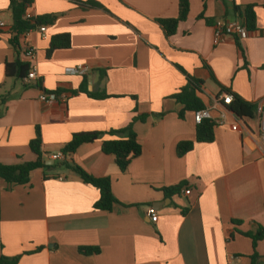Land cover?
<instances>
[{
	"label": "crops",
	"instance_id": "0c3cea01",
	"mask_svg": "<svg viewBox=\"0 0 264 264\" xmlns=\"http://www.w3.org/2000/svg\"><path fill=\"white\" fill-rule=\"evenodd\" d=\"M10 1L0 0L7 25L0 29V164L34 161L29 144L37 128L49 162L73 134L118 131L134 117L142 154L121 172L96 141L34 171L28 185L2 183L0 254L21 255L19 264H252L256 252L257 264H264V239L254 250L242 235L264 226L257 116L227 112L214 141L199 143L195 112L181 117L184 106L173 98L186 86V72L203 81L198 95L213 121L226 111L219 102L224 88L264 104V0H188V18L170 37L159 20L177 18L180 0H78L102 6L85 9L75 0H31V16L57 18L45 25L46 39L38 30L20 39L36 52L37 79L28 86L5 74L6 63L25 60L9 41ZM246 5L255 6L257 30L214 44L215 23H240L234 7ZM60 34L70 35L71 47L48 54L51 38ZM77 65L88 73L67 72ZM37 80L48 92L63 90L66 102L41 101ZM84 84L88 93L107 96L71 94ZM187 141L195 142L193 149L178 157L177 145ZM68 165L111 179L118 200L111 211L94 210L100 191ZM180 184L179 194L165 193ZM81 247L100 253L83 255Z\"/></svg>",
	"mask_w": 264,
	"mask_h": 264
},
{
	"label": "trees",
	"instance_id": "16d2710c",
	"mask_svg": "<svg viewBox=\"0 0 264 264\" xmlns=\"http://www.w3.org/2000/svg\"><path fill=\"white\" fill-rule=\"evenodd\" d=\"M76 4L80 8H101L102 6L95 1H88L86 3L75 0ZM31 0H11L10 11L12 13V28L10 31V44L16 49V51L22 54V47L20 45V39L28 32L37 30L42 25L53 24L57 16L46 15L40 17H27L28 9L31 5ZM190 4L188 0L179 1V14L175 19L159 20L164 33L167 37L173 36L178 25L187 20L189 14ZM234 12L236 17L240 20V24L245 27L248 33L255 32L257 30L256 25V13L255 6H235ZM216 25V23H215ZM235 39H239L238 36H233ZM71 47V38L69 34H60L53 36L50 40V46L48 54H51L58 49H69ZM31 71V64L25 60L17 59L14 63L5 64V74L9 78H15L22 82H27L28 86V75ZM187 78V84L183 87L173 98L184 106V109L180 113L183 116L184 111H202L206 109V105L198 94L203 93V81L190 76L184 72ZM36 86L42 90L45 94H55L57 97L63 92L58 90L56 92H48L45 90L41 81H36ZM79 93L88 94L97 99H103L107 95L102 93L100 95H94L88 93L85 84L80 87L77 91H73L72 95ZM224 94H231L233 100L229 105H225V108L234 114L238 118H254L256 116V105L246 102L237 94H234L229 89H223ZM141 120L145 119V116L139 117ZM138 118L134 117L132 121L124 129L118 131H110L108 133L102 132H83L73 134L72 138L68 143L65 144L62 149V153L65 156H71L76 150L84 145L101 141L102 152L106 155L113 156L116 166L121 172H125L131 162L138 158L142 154V146L138 141L137 135L135 134L133 127L134 123ZM217 125L211 119H203L196 126V142L199 143H211L214 141L215 133L214 129ZM106 136V137H105ZM195 142L187 141L180 142L177 145L176 153L178 157H182L190 152L194 147ZM30 151L34 154L35 160L32 162H21L16 165H2L0 164V194L2 191V183H5L8 189H12L16 186L28 185L30 183L31 175L34 171L44 168H51L46 164L47 158L42 151V135L40 130L37 128L35 137L31 140ZM63 162L62 165H66ZM84 183L92 185L100 191V198L94 204V210L111 211L118 200L115 198L112 192V181L110 178H95L84 171L82 168L76 165H68ZM184 184L165 189V193L169 195L179 194ZM185 214V211H183ZM233 224H239V222H233ZM242 235L248 237L252 241L253 249L256 250L259 241L264 239V226H259L254 234L242 233ZM43 249L40 247L38 250ZM37 249L34 251L36 252ZM83 255H96L100 253L98 247H81L79 249ZM21 255L15 257H6L0 254V264H19ZM258 263V255L256 252L252 256V264Z\"/></svg>",
	"mask_w": 264,
	"mask_h": 264
},
{
	"label": "built area",
	"instance_id": "2783aa9c",
	"mask_svg": "<svg viewBox=\"0 0 264 264\" xmlns=\"http://www.w3.org/2000/svg\"><path fill=\"white\" fill-rule=\"evenodd\" d=\"M19 1V0H16ZM27 17H33L29 13H27ZM7 25L5 24L4 21H2L1 16H0V29H5ZM41 35L42 38L46 39L47 38V27L45 25L40 26L37 29ZM30 32L26 33L24 36H27ZM249 33L245 29L243 25L240 23H234L231 24L230 26H227L223 22H218L215 25V38H214V44H218L221 37L224 35H229L233 37L234 35L242 38L248 35ZM23 36V37H24ZM22 47V54L25 59V61L29 62L31 64V71L28 75V82L35 81L37 79V72L32 65L35 57H36V52L34 48L29 45V44H24L21 45ZM89 69L86 66L83 65H77L73 68H70L67 70L68 73L70 74H76V75H86L88 73ZM40 100L43 102H46L48 104H52L54 102H66L67 100V94L61 93L58 97L55 94H45L42 92L40 96ZM233 100V96L231 94H223L220 96V104L225 107V105H229L231 101ZM229 113V111H224L223 115H221L218 119L214 120L215 124H221L224 122L225 115L226 113ZM256 116L258 120V126H259V133L264 140V104L259 103L256 105ZM211 119L210 113L208 109L202 110V111H197L194 113V121L196 124H199L203 119ZM233 130H237V124L232 126ZM66 156L63 153H58L52 156V160H64ZM185 195H190L191 191L190 190H183ZM150 215L152 217V221L156 222L157 221V214L156 212L151 209L150 210Z\"/></svg>",
	"mask_w": 264,
	"mask_h": 264
},
{
	"label": "water",
	"instance_id": "95a60500",
	"mask_svg": "<svg viewBox=\"0 0 264 264\" xmlns=\"http://www.w3.org/2000/svg\"><path fill=\"white\" fill-rule=\"evenodd\" d=\"M47 165L53 164V160H50L49 162H46Z\"/></svg>",
	"mask_w": 264,
	"mask_h": 264
}]
</instances>
